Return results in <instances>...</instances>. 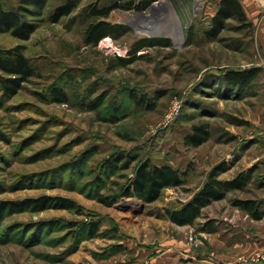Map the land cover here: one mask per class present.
I'll return each mask as SVG.
<instances>
[{"label": "rangeland", "instance_id": "1", "mask_svg": "<svg viewBox=\"0 0 264 264\" xmlns=\"http://www.w3.org/2000/svg\"><path fill=\"white\" fill-rule=\"evenodd\" d=\"M62 1H46L43 20L29 39L0 33V47L24 45L36 72L11 98L0 94V201L7 205L0 222V264H150L159 254L173 258V249L186 243L209 249L198 229L206 220L218 231H233L232 222L247 227L249 220L235 215V208L242 210L230 200L264 193L259 189L264 178L254 177L264 172V161L254 160L264 153V140L250 142L264 123V92L259 81L238 91L219 78L225 68L250 67L264 58L251 29L230 20L208 39L209 0H157L143 9L137 7L140 0H79L70 16L50 21ZM93 2L123 5L106 20L125 25L124 33L85 44L81 10ZM149 21L156 22L155 32L140 31ZM174 22L183 31L180 44L172 38ZM142 37L168 38L171 45L144 47L120 65L117 58L132 57L131 46ZM53 88L66 92L68 100H53ZM102 92L103 103L88 109ZM133 93L145 94L155 107L136 105ZM114 116L116 121L107 120ZM200 122L209 124L210 136L194 147L185 136ZM146 158L187 171L183 184L163 188L150 203L122 197ZM217 164H223L220 178L251 167L253 178L244 190L204 207L194 224L172 223L165 208L186 202ZM99 195L115 202L105 205ZM60 197L75 205H61ZM93 220L99 225L90 235Z\"/></svg>", "mask_w": 264, "mask_h": 264}, {"label": "trees", "instance_id": "2", "mask_svg": "<svg viewBox=\"0 0 264 264\" xmlns=\"http://www.w3.org/2000/svg\"><path fill=\"white\" fill-rule=\"evenodd\" d=\"M47 0H16L14 5L7 6L0 0V33H8L12 37L20 40H27L31 34L39 27L43 20V10ZM157 0H140L138 8H146L151 2ZM79 3V0H64L56 5L50 12L49 19L58 22L63 17L70 16ZM123 5L117 2L98 5L93 2L85 5L81 10L83 22H86L84 31L85 44L97 45V43L108 36H117L124 33L125 25L118 22L106 20L111 12ZM230 20L238 22V28H252L241 8L238 0H221L218 10L211 17L209 27L205 29V36L212 40L215 39L228 25ZM187 43L190 42L192 28H189ZM171 45L168 38H146L136 40L130 49L132 57H118L120 65H128L137 50L146 47H167ZM23 44H15L10 47H0V94L4 98L14 96L30 77L36 74L35 67L24 53ZM261 68L250 66L246 68H225L222 71L220 80L226 88H233L238 91L249 90L254 85ZM52 98L55 101L66 102L68 95L61 89L53 88ZM131 100L139 106L152 109L155 103L145 94H131ZM105 92H102L89 101L88 109L97 110L103 103ZM116 121L117 117L107 119ZM210 136L209 124L200 122L192 126V132L185 136V142L197 147L207 141ZM136 159L128 158L124 165L127 168L131 161ZM116 162V161H115ZM223 164L213 166L207 173L206 180L197 191L184 203L178 207L165 208V216L177 225H192L201 216L204 207L213 201L224 199L228 192L244 190L253 178V168L241 170L231 178H220ZM187 171H182L169 164H154L148 158L143 159L134 169L130 183L122 189L121 196L135 197L143 203H150L157 200L162 189L166 187H176L183 184L184 176ZM46 199V198H45ZM59 203L65 205H75L67 198H57ZM105 205L115 202L113 197L99 195L97 198ZM231 204L243 211L250 217L259 219L264 216L262 201L256 198L234 197L230 200ZM7 205L5 201H0V222ZM98 221L89 222L88 233L93 235L98 230ZM212 220H206L199 226V231L213 232L216 229Z\"/></svg>", "mask_w": 264, "mask_h": 264}, {"label": "crops", "instance_id": "3", "mask_svg": "<svg viewBox=\"0 0 264 264\" xmlns=\"http://www.w3.org/2000/svg\"><path fill=\"white\" fill-rule=\"evenodd\" d=\"M220 1L221 0H209L207 2L206 11L211 12L209 19H211V17L218 10ZM238 1L247 20L252 23L251 31L254 34L255 42L264 53V0ZM250 64L251 66H258L261 68L257 82L259 81L262 91L264 92V58L255 60ZM258 133L259 134H257L250 141L251 144L253 143L258 145L261 144V139L264 140V123L261 125V130ZM254 160L257 163L258 161H264V153L262 152L255 155ZM258 165L260 164L258 163ZM254 177L264 178V172H261L260 175H255ZM263 188L264 185L259 187L261 190ZM248 198H256L261 200V207L264 208V193L261 196L256 194L255 196ZM241 213L235 208V215L240 216L241 219L249 220L250 223L247 227H243L240 222H232L234 224H232L233 231L231 232L226 230L218 231L217 227L213 232L199 231L201 235H203L202 237L207 240L209 249H202V247L198 246L197 244L194 246H189L190 244L188 245L186 243L185 245L181 246L182 248H180V250L173 249V258L165 254H159L155 258L152 257L150 264H221V261L224 262L223 264H228L230 262L233 264V260H236L235 262H237V264H249L245 262H239L237 259H233V256L235 255L237 258L240 255L247 256L264 247V216L259 219H254L243 210ZM235 215L229 220L232 219L233 221V219L236 217ZM224 219H227L225 214ZM237 219H235V221H237ZM181 226L185 227L187 225ZM210 237L211 239H217L218 242L212 244ZM215 244H217V247H212ZM216 250L218 251V254L214 252ZM181 255L184 256V258H182ZM160 256H162V258H160ZM164 261L165 263H161Z\"/></svg>", "mask_w": 264, "mask_h": 264}, {"label": "bare ground", "instance_id": "4", "mask_svg": "<svg viewBox=\"0 0 264 264\" xmlns=\"http://www.w3.org/2000/svg\"><path fill=\"white\" fill-rule=\"evenodd\" d=\"M167 17H169V18H173V20L175 19V15H174V13H170V12H168V14H167ZM127 18V17H126ZM127 20V19H126ZM149 25H147V26H142V27H140V31H148V32H151V34L153 33V32H155V30H154V28H155V26H156V22H153V21H149V23H148ZM173 25L175 26V32L172 34V38L174 39V41L177 43V44H180L181 43V41H182V36H183V34H182V32H181V29H180V27L181 26H179V23H177V22H174L173 23ZM183 30V29H182Z\"/></svg>", "mask_w": 264, "mask_h": 264}, {"label": "built area", "instance_id": "5", "mask_svg": "<svg viewBox=\"0 0 264 264\" xmlns=\"http://www.w3.org/2000/svg\"><path fill=\"white\" fill-rule=\"evenodd\" d=\"M196 1V0H195ZM237 260L249 264H264V247L249 255H240ZM228 264H232L231 262Z\"/></svg>", "mask_w": 264, "mask_h": 264}]
</instances>
